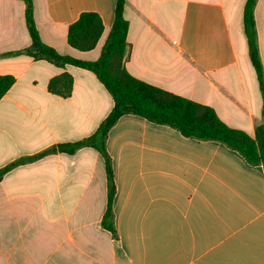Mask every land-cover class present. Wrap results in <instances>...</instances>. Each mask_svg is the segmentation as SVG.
I'll use <instances>...</instances> for the list:
<instances>
[{
    "label": "crops",
    "instance_id": "1",
    "mask_svg": "<svg viewBox=\"0 0 264 264\" xmlns=\"http://www.w3.org/2000/svg\"><path fill=\"white\" fill-rule=\"evenodd\" d=\"M118 0H32L41 40L59 54L100 59ZM249 0H126V70L135 78L209 106L229 127L255 137L263 96L245 32ZM27 5L0 0V77L16 81L0 100V264H264V165L225 144L188 138L127 114L107 138L115 181V233L103 224L106 161L63 145L96 133L114 99L90 70L35 60ZM104 32L87 52L68 43L81 14ZM264 68V0L254 10ZM73 77L69 97L51 80Z\"/></svg>",
    "mask_w": 264,
    "mask_h": 264
},
{
    "label": "trees",
    "instance_id": "2",
    "mask_svg": "<svg viewBox=\"0 0 264 264\" xmlns=\"http://www.w3.org/2000/svg\"><path fill=\"white\" fill-rule=\"evenodd\" d=\"M24 1L27 5L26 21L32 45L24 51L35 60H46L58 67L74 65L92 71L98 80L105 85L114 99V108L91 137L74 144L60 146V150L74 154L83 147H92L99 151L106 161L109 188L108 208L103 224L115 233L113 200L115 195L114 170L106 143L110 130L121 117L135 114L150 122L169 125L178 129L188 138L202 141H217L238 151L251 165H264V68L259 54L254 10L258 0H249L245 8V32L249 41L250 57L256 70L263 96V123L257 128L255 137L244 131L226 125L209 106L202 105L179 95L143 82L133 77L125 68L124 60L127 50L129 22L124 16L126 0H118L115 11V22L111 34L103 48L101 57L95 62H84L59 54L54 48L46 45L40 37L35 24L32 0ZM104 32L101 17L96 13L86 12L70 26L69 45L79 51L87 52L96 48ZM13 76L0 77V100L15 84ZM73 77L64 73L51 80V92L69 97L73 90ZM41 155L23 159L0 170V182L16 165L34 161Z\"/></svg>",
    "mask_w": 264,
    "mask_h": 264
}]
</instances>
